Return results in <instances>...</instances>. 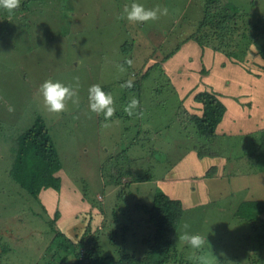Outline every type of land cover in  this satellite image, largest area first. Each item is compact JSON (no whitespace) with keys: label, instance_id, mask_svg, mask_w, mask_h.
Instances as JSON below:
<instances>
[{"label":"rangeland","instance_id":"obj_1","mask_svg":"<svg viewBox=\"0 0 264 264\" xmlns=\"http://www.w3.org/2000/svg\"><path fill=\"white\" fill-rule=\"evenodd\" d=\"M23 1L11 14L0 8V228L5 222L14 223V231L23 238L18 244L0 230V256L6 264H67L74 260L68 255L60 262L50 246L56 232L68 229L75 223L73 215L86 210L103 216L100 237L91 242V248L97 250L98 243L101 252L114 253L109 230L120 229L123 222L128 227L133 223V229H127V241L133 231L138 234L136 220L141 223L139 229L145 230L141 203H149L156 189L183 203L182 217L169 235L175 260L162 264H193L188 257L193 252L201 254L176 237L186 222L192 233L207 237L209 244L202 254L209 264L264 262V246L252 237V226L260 227L263 221L248 222L237 211L243 200L264 198V171L257 172L254 179L237 174L259 168L249 162L264 128V60L252 47L240 65L231 67L224 53L208 46L202 53L193 39L183 43L201 27L199 22L206 15L210 21L230 19L227 28H233L231 34L237 38L243 31L240 26L252 22L255 13L260 16L257 30L262 32L264 0ZM133 2L145 8L167 7L169 14L156 22L130 23L120 15L123 6ZM177 43H181L180 53L159 65ZM235 49L239 53L245 50L243 43ZM126 59L133 60L132 67L125 64ZM222 60L226 64L219 68ZM154 64L152 73L161 78L157 84L150 74L136 81L142 84L141 92L121 88ZM121 66L126 71L121 72ZM74 77L80 82L79 105L69 103L67 112L49 113L40 92L43 82L51 79L69 84ZM93 84L111 88L106 93L114 98L117 116L106 121L102 114L90 111L88 88ZM208 85L223 92L229 116L219 122L212 138L199 134L193 120L182 117L185 112H200L201 104L193 96ZM135 95L140 98L143 119L128 117L123 111ZM38 114L44 116L63 166L57 172L61 189H42L35 200L10 178L9 169L16 135ZM105 123L109 126L104 127ZM102 159L108 161L102 162L103 169ZM113 165L124 170L118 179L129 180L127 170L151 178L121 186L109 175L112 169L108 166ZM211 180L214 189L206 186ZM248 188L255 190L254 195L247 193ZM121 243L120 238L115 246Z\"/></svg>","mask_w":264,"mask_h":264},{"label":"trees","instance_id":"obj_2","mask_svg":"<svg viewBox=\"0 0 264 264\" xmlns=\"http://www.w3.org/2000/svg\"><path fill=\"white\" fill-rule=\"evenodd\" d=\"M26 1L27 0L23 1L22 4H25ZM206 14H208V12H206ZM218 15L219 14L215 15V17ZM207 16L208 15L203 16L204 19L199 22L201 27H198L194 33L185 38L183 43L188 39H193L197 41L202 49L208 46L212 49L218 50L221 53H224L226 58L228 57L231 67H236L232 64L241 63V58L243 57V60L249 50L253 51L252 47L256 48L257 53L264 60V39H262L264 36V30H262V32L257 30V26H260V23H258V21H260V16H258V14L254 13L251 15L253 17L252 22H244L240 26L243 31L238 33L239 36L237 38H235V36L233 37L231 34L232 32L230 30L232 29L233 31V28H227L229 27L227 20L230 19H212L210 21ZM212 27L213 30H211ZM239 43H243V49H245L240 53L238 52V49H235L236 44ZM180 46L181 43H177L172 50L163 56L159 65H161L162 62L164 63L173 54H176L180 49ZM225 64L226 63L222 60L218 67L223 68ZM159 65L157 64V66ZM154 66L156 67V64L148 67L142 74H138L139 77H137V79H133L136 88L134 85L132 89H127V91H143V87H141L142 84L140 85V82L136 81L138 78L146 79L150 74L153 75L151 79H154V84H157V81L161 78H158L154 73H152V68H154ZM203 66L204 65L202 64V68L199 69L200 72H203ZM160 67L161 66L158 68L160 69ZM242 67L244 70L245 67ZM212 68L214 67L212 66ZM161 70L167 73V70L163 67H161ZM218 71L223 73L225 70L218 69ZM169 77L168 81L172 83L171 85L173 88L176 87L175 80L171 76ZM108 85H111V82L108 83ZM102 87L105 89V92L111 90V88L107 85H103ZM206 87L207 88L203 90H197L193 96V100L201 104L200 112H185L182 114V117L184 119L187 117L190 120H193L199 134L206 138H212L217 135L215 129L219 122L226 117L225 114L228 111V107L221 98L223 92L215 89L212 85H208ZM159 91L157 92L159 93ZM115 92L117 93V90ZM135 96L138 98V95ZM138 100L141 104L140 98H138ZM116 112L113 117L118 115ZM35 117L36 118L33 123L26 127L25 130L23 129L19 132L14 139L16 145L11 147L13 151V160L9 169V176L30 196H32L33 199L38 200L42 189L48 187L57 191L61 189V176L57 172L61 170L63 163L61 162V158L50 136L44 116L42 114H38ZM209 152L213 153L214 150L210 149ZM117 158L118 157L115 156L113 160H117ZM249 158L251 157L249 156ZM103 160L104 159H102L99 163L101 165V169L104 168L103 164L108 162ZM252 160L254 161L251 162ZM252 160L249 164L252 166L257 164L259 165V168L245 170L242 173H250L253 175L258 174L257 172L264 171V128H262V136L259 144L255 147V157ZM179 166L181 167V165ZM108 167L112 169V172L109 173V175L114 176L113 178H116L115 181H120L118 183L121 184V186L127 185L129 181L132 183L134 181L151 178V176L144 174L133 175L135 173L133 170H127L125 172L128 173L127 175L129 176V180H125L124 178L118 179L122 167L117 165ZM108 167L105 174L108 172ZM237 174H241V172ZM203 175L206 177L208 176V173H204ZM141 207V211L144 212V219L142 222H146V231L139 229L141 225L139 220H136L139 238L137 237L138 234L133 231V234L130 235V239H128V241L126 240L127 229L131 228L132 230L133 223H131L128 227L127 222H123L120 229L109 230L108 237L114 246V253L112 251L109 253L101 252V244L98 243L95 245L97 250L91 248V242L94 239L98 240L100 237L98 234L100 233V231H98V226L103 218L101 213L96 214L92 210L75 213L73 215L75 223H71L69 228L66 230L56 232L55 239L52 240L50 248L52 247L54 252L58 254L57 257L60 262H62L68 255L75 257L74 260L67 264H162L171 259L175 260L174 253H170L172 240L169 235L175 231L177 224L182 217L183 203L181 199L174 197L163 189H156L149 203L143 202L141 203ZM237 211L248 222H252L254 220L263 221L260 227L256 224L253 225L252 223V237L253 240L257 241L258 245L264 246V198L243 200L238 205ZM58 213L59 212H57V215ZM125 217L126 219H129L128 215ZM13 226L14 223L7 225L5 222L1 225L0 230L3 235L7 237H14L19 244V241H23V238L19 237V233L14 231L15 227ZM26 236L27 235H25V237ZM120 238L122 239V243L115 246L116 240ZM131 238H134V240H131ZM27 240H29V238H27ZM23 245L24 244H22V246ZM3 250L6 251V248ZM136 250L142 251L137 252ZM257 262H259V264H264L262 259H259ZM0 264H6L4 256H0Z\"/></svg>","mask_w":264,"mask_h":264},{"label":"clouds","instance_id":"obj_3","mask_svg":"<svg viewBox=\"0 0 264 264\" xmlns=\"http://www.w3.org/2000/svg\"><path fill=\"white\" fill-rule=\"evenodd\" d=\"M20 6L21 0H0V8L9 14L19 9ZM168 14L169 9L167 7L156 5L153 8H145L144 5L133 2L131 5L126 4L123 6L120 18L126 19L130 23L147 24L156 22L160 17L167 16ZM133 63L132 59L125 60V64L128 67H132ZM120 71L124 72L126 69L121 66ZM120 86L123 89H132L134 82L132 79H128ZM79 90V77H74L73 82L69 84L49 79L43 82L40 87L46 110L54 114L67 112L69 103L78 106L80 103ZM88 101L90 111L98 115L102 114L106 121L112 118L116 112L113 96L106 93L99 84H93L88 88ZM123 111L130 117L138 119L144 118V112L140 108V102L135 96L130 98L129 102L124 106ZM108 126L107 123L104 124V127ZM182 229L179 235L176 233L178 240L190 248L201 252L199 255L193 252L188 259L193 261V264H209L207 256L202 254V250L209 244L207 237L192 233L190 231L191 226L187 222L183 224Z\"/></svg>","mask_w":264,"mask_h":264},{"label":"crops","instance_id":"obj_4","mask_svg":"<svg viewBox=\"0 0 264 264\" xmlns=\"http://www.w3.org/2000/svg\"><path fill=\"white\" fill-rule=\"evenodd\" d=\"M205 48V47H204ZM203 51H206V48L205 49H201V52L203 53ZM199 52H200V50H199ZM180 52H178L177 53V55L179 54ZM167 72H168V70H167ZM177 89H179V86H177ZM228 110V109H227ZM226 115V117H229L228 116V114L226 113L225 114ZM241 174H243V175H241V177H250L251 179H254L255 178V175H257V174H253V175H250V173H241ZM245 179V178H244ZM250 182L251 183H253L254 181L253 180H250ZM210 185V187L212 188V189H214V186L212 187V185H213V180H211V181H209V182H207L206 183V186H209ZM251 187V186H250ZM253 189V188H252ZM250 191V192H249ZM254 192H255V190L253 189V190H250V188H248V191H247V193L248 194H250V195H254ZM259 198H261V197H258L257 199H259Z\"/></svg>","mask_w":264,"mask_h":264}]
</instances>
